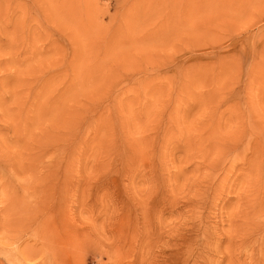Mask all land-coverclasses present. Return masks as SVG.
Listing matches in <instances>:
<instances>
[{
  "label": "rangeland",
  "instance_id": "rangeland-1",
  "mask_svg": "<svg viewBox=\"0 0 264 264\" xmlns=\"http://www.w3.org/2000/svg\"><path fill=\"white\" fill-rule=\"evenodd\" d=\"M253 123L264 0H0L2 264H264Z\"/></svg>",
  "mask_w": 264,
  "mask_h": 264
},
{
  "label": "bare ground",
  "instance_id": "bare-ground-1",
  "mask_svg": "<svg viewBox=\"0 0 264 264\" xmlns=\"http://www.w3.org/2000/svg\"><path fill=\"white\" fill-rule=\"evenodd\" d=\"M73 16V15H72ZM84 20V19H83ZM239 111V110H238ZM261 118V117H260ZM259 120V119H258ZM251 121V120H250ZM260 122V121H259ZM263 122V121H262ZM249 125V124H248ZM261 125H262V123H261ZM248 127H250V125L248 126ZM263 128H264V126H262ZM263 128L261 129V128H259L258 126H257V123H253V124H251V128H249L248 130H249V132L246 134L247 136H248V145L245 147V148H243L244 149V152L245 151H249V153L251 152L252 154H251V156L249 157V159L247 160V161H252L258 154H260L261 155V153H263V150H264V130H263ZM244 129H246V128H244ZM242 130V129H241ZM241 133H239L238 132V134L237 135H234L233 136V139L231 140V142H233V141H235L236 142V140H241L240 138H241V135H240ZM246 136V137H247ZM203 139V138H202ZM215 140V139H214ZM246 141V140H245ZM211 142H212V140H211ZM222 142V141H221ZM238 142V141H237ZM236 142V143H237ZM241 143V142H240ZM239 143V144H240ZM211 144V143H210ZM213 144H217V143H213ZM228 144H229V142H228ZM232 144V143H231ZM238 144V145H239ZM218 145V144H217ZM236 145V144H235ZM234 145V146H235ZM238 145L235 147V148H233V149H236V148H238ZM186 146V145H185ZM214 146V145H213ZM244 146V145H243ZM242 146V147H243ZM203 147V146H202ZM210 148H211V146H209ZM219 147V146H218ZM228 147V146H227ZM226 147V148H227ZM240 147V146H239ZM205 148V147H204ZM207 148L208 147H206V149H204L203 151H205V150H207ZM210 148H209V150H207V151H205V156H207L208 154V158H209V160L207 161V160H205V158L203 159V160H205V163H208L209 165H210V167L212 166V165H215V163L216 162H214V160L212 159L213 158V156H211L212 158V160L210 159ZM202 149V148H201ZM213 149H214V147H213ZM229 149H231L232 150V147H230ZM220 150V149H219ZM218 150V151H219ZM228 150V149H227ZM226 150V151H227ZM202 151V150H201ZM212 152H213V150H212ZM219 152H221V151H219ZM248 153V152H247ZM248 153V154H249ZM199 154H201V152H199ZM203 154V153H202ZM216 154V153H215ZM236 155H237V153H236ZM202 157H204V155L202 156ZM230 157V156H229ZM260 157V156H259ZM257 158V157H256ZM217 159V158H216ZM223 159H225V158H223ZM218 160V159H217ZM201 161V160H200ZM218 161H220V159L218 160ZM256 161V163H258L257 161L258 160H255ZM204 162V161H203ZM214 162V163H213ZM200 163V162H199ZM204 163V165H206ZM221 163V162H220ZM255 163V164H256ZM218 164V163H217ZM216 164V165H217ZM203 165V164H202ZM225 165L226 164H222L221 165V167H220V165H217V166H219V168L218 169H216V170H218L219 171V169H220V171L221 170H225ZM258 167H261V166H259V165H257ZM202 167V166H201ZM206 168L208 167V166H205ZM216 167V166H215ZM214 166L213 167H211L212 169H214L215 168ZM254 167H255V165H254ZM197 168V167H196ZM195 168V169H196ZM198 168L201 170V168L198 166ZM245 168H246V166H245ZM208 169L210 170V168L208 167ZM208 169H206V170H208ZM261 169V168H260ZM204 170V169H203ZM234 170V169H233ZM218 171H216V172H218ZM229 171V170H228ZM253 171V170H252ZM213 172V171H212ZM226 172V171H225ZM228 173V172H227ZM240 175V174H239ZM225 176H226V174H225ZM254 176V175H253ZM223 178H225L224 176H222ZM207 178V177H206ZM200 179V178H199ZM208 179V178H207ZM214 179V178H213ZM217 179V178H216ZM241 180V179H240ZM200 181H202V180H200ZM208 181V180H207ZM222 181V180H221ZM224 181V180H223ZM197 182V181H196ZM195 182V183H196ZM198 182H199V180H198ZM197 182V183H198ZM204 181H202V183H203ZM206 182V181H205ZM204 182V183H205ZM209 182H210V180H209ZM212 182H213V180H212ZM217 181H215V183H216ZM238 182V181H237ZM200 183V182H199ZM218 183V182H217ZM225 183V182H224ZM227 183V182H226ZM225 183V184H226ZM253 183V182H252ZM194 184V183H193ZM192 184V186H195V185H193ZM208 184V183H207ZM228 184V183H227ZM237 184H239V183H237ZM243 184V183H242ZM200 185V184H199ZM204 185V187H205V185L206 184H203ZM214 185H216V184H214ZM229 185V184H228ZM228 185H226V186H228ZM230 185H232V184H230ZM240 185H241V182H240ZM248 185H250L251 186V184H248ZM208 186V185H207ZM210 186H211V183H210ZM221 186H223L224 187V184L222 183V185ZM220 185H217V186H213L214 188H213V191H222V187H221ZM242 186V185H241ZM241 186H240V188H241ZM244 186V185H243ZM254 186V185H253ZM256 186H258V185H256ZM244 187H247L246 186V184H245V186ZM192 188V187H191ZM200 188V187H199ZM198 188V189H199ZM228 188H229V186H228ZM249 188V187H248ZM197 189V188H196ZM232 190H233V188H231ZM243 189V188H242ZM253 189V188H252ZM260 189V188H259ZM191 190V189H190ZM193 191H194V189H192ZM199 190H201V188L199 189ZM210 191H212V190H210ZM240 191V189L237 191V192H235V194H237L236 196H241V198H242V195H244V193H240L239 192ZM257 191V190H256ZM195 192H196V190H195ZM241 194H239V193ZM249 192H251V190L249 191ZM212 193H214V195H215V192H212ZM253 193V192H252ZM248 192L247 193H245V195H244V197H243V200H244V202H247V204H246V207H244L245 209L246 208H252V206L254 205H250V204H248V203H251V200H254V199H251L252 198V195H250L251 196V198L248 196ZM217 196H218V194H217ZM254 196V195H253ZM255 198V197H254ZM256 198H258V197H256ZM255 198V199H256ZM217 199V198H216ZM215 199V200H216ZM236 199L237 200H239L240 202H242L241 200H240V197H239V199H238V197H236ZM259 199V198H258ZM213 201V202H216V201ZM220 200V199H219ZM260 200H261V198H260ZM255 201V200H254ZM253 201V202H254ZM257 201H259V200H257ZM211 202V201H210ZM239 202V203H240ZM243 202V203H244ZM245 204V203H244ZM258 204V203H257ZM257 204H256V202H255V205H256V208H257ZM210 205V204H209ZM213 205V204H212ZM239 205V204H238ZM263 205H264V198L262 199V201H260V204L258 205V206H262L263 207ZM241 206V205H240ZM21 207V206H20ZM237 207V206H236ZM255 207V206H254ZM252 208V209H249V213L248 214H246V215H244V216H241L240 218V220H242V219H245L246 221H248L249 223L248 224H250L251 225V228H253V227H255V222H258L259 223V220H261V221H263V219H264V216L262 215V214H260V211L261 210H263L262 208H260V209H255V208ZM22 208V207H21ZM242 208V207H241ZM264 208V207H263ZM10 209L11 208H9V211L8 212H10ZM238 209V208H237ZM21 210V209H20ZM235 211V210H234ZM233 211V212H234ZM237 211H239V210H237ZM263 211H261V213H262ZM235 214H236V212H234ZM264 213V212H263ZM244 214V213H243ZM242 214V215H243ZM259 214V215H258ZM255 215H257L256 217H255ZM235 216V215H234ZM238 216V215H237ZM8 217H10V214H6V213H2V214H0V222H6V221H8ZM232 218V217H231ZM229 219V218H228ZM227 219V220H228ZM244 220V221H245ZM189 221V220H188ZM239 221V220H238ZM244 221H243V224H244ZM229 222V221H228ZM231 222V221H230ZM9 223V222H8ZM264 223V222H263ZM10 224V223H9ZM13 224H14V222H13ZM241 224H242V222H241ZM241 224H240V226H241ZM246 224H247V222H246ZM247 224V225H248ZM261 223H259V225H260ZM5 225V224H4ZM11 225V224H10ZM15 226H17L16 224L14 225V227ZM243 226H245V225H243ZM242 226V227H243ZM13 227V228H14ZM20 227V226H19ZM240 228V227H239ZM245 228H249L248 226L247 227H245ZM260 228V227H259ZM18 229H20V228H17V230ZM238 229V228H237ZM242 229V228H241ZM254 229V228H253ZM13 230V229H12ZM11 230V233L13 234V232L14 233H16V231H12ZM14 230H16V229H14ZM235 230V229H234ZM254 230H256V229H254ZM20 231V230H19ZM239 231H241V230H239ZM248 231H251L250 229L248 230ZM247 231V232H248ZM253 231V230H252ZM257 231V230H256ZM255 231V232H256ZM242 232V231H241ZM254 232V231H253ZM253 232H252V234H253ZM22 233H24V232H22ZM26 233H24V235H25ZM216 234V233H215ZM249 234V233H248ZM21 235V234H20ZM222 235V234H221ZM220 235V236H221ZM234 235V234H233ZM236 235H238L237 233L235 234V236ZM247 235V234H246ZM16 236H18V235H16ZM26 236V235H25ZM219 236V235H218ZM226 236V235H225ZM228 236V235H227ZM242 236V235H241ZM12 237H14V235L12 236ZM248 237V236H247ZM247 237H246V239H247ZM220 238V237H219ZM245 238V237H244ZM242 239V238H241ZM21 240V239H20ZM219 240H221V239H219ZM218 240V241H219ZM229 240V239H228ZM237 240V239H236ZM244 240V239H243ZM230 241H232V239L230 240ZM234 241V240H233ZM22 242V241H21ZM237 242V241H236ZM235 242V243H236ZM245 242V241H244ZM23 244V243H22ZM230 245H231V242H230ZM229 245V246H230ZM22 246V245H21ZM37 246V245H36ZM234 246V245H233ZM238 246H240V245H238ZM20 247V246H19ZM38 248V247H37ZM40 248V247H39ZM232 247H230V249H231ZM227 249V248H226ZM233 249V248H232ZM231 249V250H232ZM235 249V248H234ZM14 252H15V250L13 251V253L12 252H10V251H7L6 252V257H7V259H11L13 256H14ZM231 252V251H230ZM19 253H21L22 255H24V256H28V257H33V256H35L37 253H38V250L34 247H23L22 249H21V251L19 252ZM225 253V252H224ZM229 253V252H228ZM232 253V252H231ZM228 256V255H227ZM230 256H232V255H230ZM226 257V256H225ZM2 262H4V261H2V260H0V264H2ZM10 262V261H9ZM6 263V262H5Z\"/></svg>",
  "mask_w": 264,
  "mask_h": 264
}]
</instances>
